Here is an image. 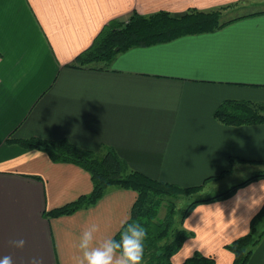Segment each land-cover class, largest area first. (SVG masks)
I'll use <instances>...</instances> for the list:
<instances>
[{"label":"crops","instance_id":"1","mask_svg":"<svg viewBox=\"0 0 264 264\" xmlns=\"http://www.w3.org/2000/svg\"><path fill=\"white\" fill-rule=\"evenodd\" d=\"M240 1L0 0V256L11 255L13 264H31L32 257L77 264L76 240L87 224L100 223L94 244L101 242L128 219L136 197L132 189L110 187L89 207L48 216L89 193L90 174L15 139L66 138L91 150L108 145L128 169L181 186L217 184L236 164L264 165V123L227 125L213 115L224 100L264 102V9L211 32L130 47L108 65L70 66L105 24L133 12ZM261 179L196 204L183 220L190 235L172 263L184 260L186 246L232 264L225 244L243 235L258 212L238 203L237 194L246 200L247 186ZM263 223L264 215L247 264H264ZM21 237L25 245L15 247L11 241Z\"/></svg>","mask_w":264,"mask_h":264},{"label":"trees","instance_id":"2","mask_svg":"<svg viewBox=\"0 0 264 264\" xmlns=\"http://www.w3.org/2000/svg\"><path fill=\"white\" fill-rule=\"evenodd\" d=\"M221 8L223 7L189 8L177 13L159 10L145 15L133 12L125 21L115 20L105 24L91 45L80 52L70 66L94 68L96 64L108 65L117 53L130 47L149 46L182 35L211 32L240 18L236 16L222 20ZM213 115L218 121L227 125L261 124L264 123V102L224 100L214 110ZM13 141L25 148L42 149L52 161L74 163L90 174L91 191L60 207L46 211L44 214L48 216L71 214L78 209L89 207L110 187L134 190L136 197L126 221L144 218L148 226L149 236L144 250V264H173L172 255L190 235L183 226V220L196 204L226 198L240 185L257 178H264V169H261L223 190L191 200L178 211L174 200L181 195L192 196L202 188L201 184L181 186L154 179L138 170L128 169L126 163L109 146L104 150V145L98 150H91L75 145L66 138L47 140L30 137ZM160 208L164 209L163 214L160 213ZM263 215L264 208H261L251 218L250 230L225 244V248L233 254L232 264H247L253 246L263 234V230H258ZM123 225L124 223L115 233L116 238H119ZM182 264H216V262L210 255L195 252L184 259Z\"/></svg>","mask_w":264,"mask_h":264},{"label":"clouds","instance_id":"3","mask_svg":"<svg viewBox=\"0 0 264 264\" xmlns=\"http://www.w3.org/2000/svg\"><path fill=\"white\" fill-rule=\"evenodd\" d=\"M247 189V199L237 194L236 200L238 203L243 202L246 209L254 214L264 208V178L255 184L248 185ZM100 230V223L93 221L80 232L76 247L82 252V256L78 258L77 264H144V250L149 236V229L144 218L125 221L119 232V238H116L114 233L94 244L96 234ZM248 230H250L249 227L242 228L241 234H245ZM11 243L15 247L22 248L25 245V239L17 238ZM182 248L184 259L195 251L191 247L183 246ZM0 264H13V257L8 254L0 256ZM31 264H40L39 258L32 257ZM178 264H182V261H178Z\"/></svg>","mask_w":264,"mask_h":264},{"label":"rangeland","instance_id":"4","mask_svg":"<svg viewBox=\"0 0 264 264\" xmlns=\"http://www.w3.org/2000/svg\"><path fill=\"white\" fill-rule=\"evenodd\" d=\"M222 7L223 8H221L220 10L222 20L223 19L227 20V19L234 18L238 15H243V14H246L252 11L264 9V0H241L238 3L226 5ZM214 8H217V7H214ZM107 146L108 145H104L103 150ZM261 168L264 169V165L259 167L258 165H255L254 163L243 164L241 166L239 165L237 166L236 164L232 167L231 174L225 176L219 182H216L217 184H215V182H209L203 188H201L195 194H193L192 196L181 195L177 199H175L174 201L177 205V210L180 211V209L186 203L190 202L191 200L195 198L207 196L208 194L218 192L234 183L242 181L245 178L249 177L250 175L260 171ZM213 185H215V187H213ZM162 211H164V209L160 208V213ZM176 215L178 216V214ZM262 225H264V223Z\"/></svg>","mask_w":264,"mask_h":264}]
</instances>
